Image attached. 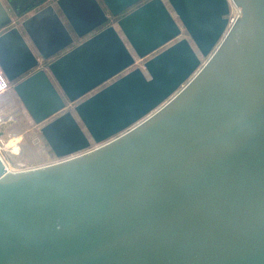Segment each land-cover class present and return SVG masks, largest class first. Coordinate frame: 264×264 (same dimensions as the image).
<instances>
[{"label":"water","instance_id":"95a60500","mask_svg":"<svg viewBox=\"0 0 264 264\" xmlns=\"http://www.w3.org/2000/svg\"><path fill=\"white\" fill-rule=\"evenodd\" d=\"M234 1L229 30V0L10 1L35 50L12 26L0 67L58 160L0 155V264H264V0Z\"/></svg>","mask_w":264,"mask_h":264},{"label":"rangeland","instance_id":"374dc122","mask_svg":"<svg viewBox=\"0 0 264 264\" xmlns=\"http://www.w3.org/2000/svg\"><path fill=\"white\" fill-rule=\"evenodd\" d=\"M8 5L10 12L14 13L13 5ZM183 36H189L187 31ZM0 104L6 116L0 126L4 142L1 154L11 170H25L58 160L48 149L49 144L41 134L39 125L34 124L13 87L0 97Z\"/></svg>","mask_w":264,"mask_h":264},{"label":"built area","instance_id":"2783aa9c","mask_svg":"<svg viewBox=\"0 0 264 264\" xmlns=\"http://www.w3.org/2000/svg\"><path fill=\"white\" fill-rule=\"evenodd\" d=\"M229 4H230V12L227 15L228 16V29L230 27H232L234 25V23L237 21L239 15L241 14V7L239 5L236 4V2L234 0H229ZM14 86V83H12L10 80H8V78L6 77V75L4 74L3 70L0 67V97L8 92L12 87ZM6 116L3 113L2 110V106L0 104V126L5 122ZM1 132H0V155L1 154V149L3 147V139L1 136Z\"/></svg>","mask_w":264,"mask_h":264},{"label":"crops","instance_id":"0c3cea01","mask_svg":"<svg viewBox=\"0 0 264 264\" xmlns=\"http://www.w3.org/2000/svg\"><path fill=\"white\" fill-rule=\"evenodd\" d=\"M10 1L13 2L16 6H20V5H18V3H19V1H21V0H0V4H1V6H3V9L7 10L8 13H9V14L11 15V17H12V23H11L10 25L6 26L5 28H3V29L0 31V33L4 32L5 30L9 29V28L12 27V26H18L19 29L21 30V32L23 33V35L25 36V38L27 39V41H28V43L30 44V46L35 50V46H34L33 42H32L31 39L29 38L28 34L25 32L24 28L20 25V23H21L24 19H26L28 16H30L31 14H33L37 9H33V10H31V11H29V12H27V13L21 15V16H18L15 12H14V13H11V12H10L9 7H8V6H9L8 3L11 4ZM51 1H52V0H49V2H51ZM44 4H47V3H44ZM11 5H12V4H11ZM13 9H14V8H13ZM79 41H80V40H79ZM79 41H76V43L79 42ZM137 62L139 63L140 60L137 59ZM43 65H44V63H42V66H43ZM4 74H5V73H4ZM6 77H7V76H6ZM8 80H9V79H8ZM48 149L52 152V155H54V157L56 158L54 152L52 151V149L50 148L49 145H48ZM49 163H51V162H49ZM46 164H48V163H46ZM44 165H45V164H44ZM40 166H41V165H40ZM34 167H35V166H34ZM32 168H33V167H32Z\"/></svg>","mask_w":264,"mask_h":264},{"label":"bare ground","instance_id":"6f19581e","mask_svg":"<svg viewBox=\"0 0 264 264\" xmlns=\"http://www.w3.org/2000/svg\"><path fill=\"white\" fill-rule=\"evenodd\" d=\"M229 29H230V28H229ZM229 29H228V30H229ZM228 30H227V32H228ZM204 60H205V59H204ZM8 146H9V145H8ZM94 146H96V145H94ZM94 146H93V147H94ZM1 157L3 158V155H1ZM3 160H4L5 164H6V166L8 167V169L11 170L10 167L8 166L6 160H5L4 158H3Z\"/></svg>","mask_w":264,"mask_h":264}]
</instances>
